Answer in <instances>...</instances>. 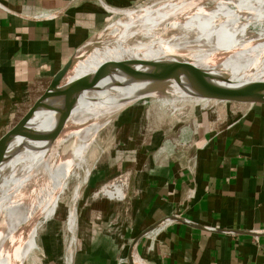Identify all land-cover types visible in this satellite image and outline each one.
Wrapping results in <instances>:
<instances>
[{
  "label": "crops",
  "instance_id": "0c3cea01",
  "mask_svg": "<svg viewBox=\"0 0 264 264\" xmlns=\"http://www.w3.org/2000/svg\"><path fill=\"white\" fill-rule=\"evenodd\" d=\"M142 1L0 0V137L36 85L107 27L110 9ZM122 137L83 187L90 210L68 264H264V108L204 111L177 128L157 111ZM114 183L123 200L100 193Z\"/></svg>",
  "mask_w": 264,
  "mask_h": 264
},
{
  "label": "bare ground",
  "instance_id": "6f19581e",
  "mask_svg": "<svg viewBox=\"0 0 264 264\" xmlns=\"http://www.w3.org/2000/svg\"><path fill=\"white\" fill-rule=\"evenodd\" d=\"M111 10L123 18L113 28L109 26L111 33L96 49L80 52L61 81L65 91L93 79L150 67L179 71L209 83L264 81V0H165L138 11ZM253 26L258 27L257 33H251ZM174 89L175 93L169 92L174 95L169 106L180 111V102L190 100L179 94L176 85ZM141 99L128 90L93 93L72 108L57 131H53L56 117L39 113L32 122L35 133L8 146L0 157V264H20L21 257L25 264L31 252H37L39 223L31 229L30 225L39 216L45 221L54 217L69 181L76 178L79 182L78 172L84 171L72 192L68 216V228L74 234L75 206L91 171L87 155L93 139L116 115ZM199 105L196 101V109L201 110ZM122 186L100 193L123 200ZM6 209L14 234L3 242L1 233L7 231L8 221L1 215H7ZM69 250H74L73 241ZM137 261L145 264L138 256Z\"/></svg>",
  "mask_w": 264,
  "mask_h": 264
},
{
  "label": "rangeland",
  "instance_id": "374dc122",
  "mask_svg": "<svg viewBox=\"0 0 264 264\" xmlns=\"http://www.w3.org/2000/svg\"><path fill=\"white\" fill-rule=\"evenodd\" d=\"M163 1L165 0H147V1L144 0L141 3L137 4L135 7L127 10L138 11L140 10V8L142 9L145 7H149L154 3L163 2ZM210 7H212V5H210ZM110 12L112 13L111 9ZM117 15L113 16L112 21L107 25L105 29L94 34L91 37V39L81 49L77 51L75 59L79 58L78 55L80 54L81 51L83 52V50H86L87 48L88 50L96 49L98 47L97 45H100L103 42V40H106L108 38L109 34L111 33V29L109 26L113 24L111 26V28H113L114 24H116L120 19L123 18L122 15L120 14ZM250 31L251 33H257L258 27L253 26L250 28ZM49 84H50L49 80H46L36 85L37 87H35L33 93H31V98L28 99L26 97V102L21 104L22 106H19L15 112L11 113L10 121L6 125L2 126V132L7 131L10 127L15 125L28 112V110L36 102V99L45 92ZM157 94L158 93L152 95L151 96L152 99L140 100L131 107L126 108L121 113L116 115L115 119L110 124H108L106 127L101 129L99 134L94 138L95 141L93 139L91 145L92 147L87 155V163H89V169L91 171L89 173V177L86 182H89L92 178H94V176L100 173V171L104 169L105 164L107 165L108 162L109 163L113 162L112 160L114 159L115 152L117 153L121 151L117 147H120L121 143H125V142H120V140L123 139L122 136L127 137V135L130 134V131L135 126V122H139L141 116L144 115L156 116V113L158 111L159 116L161 115V117H163V121L166 124L168 125L170 124V126L173 125L175 128H177L178 125L182 123H184L185 126H189L192 120L197 118L199 113L201 112L204 113V111H202L203 109L201 110L196 109L197 108L196 100L193 99L191 100V98H188V100H190L189 102H184V103L180 102L181 103L180 105L183 106V107L180 106L182 111L181 110L173 111L172 107L169 106V104L172 102V99H174V95H170L169 92H161L158 95ZM150 124L151 121H149V125ZM150 126H153V124ZM78 173H80L79 174L80 178L81 180H83L85 175L84 171H80ZM75 179L76 178H71V180L69 181L70 182L69 189L71 190L68 189L66 191V194L63 196L64 198L60 201V205L56 215L46 221L44 220L43 216H39L37 220H35L34 223L30 225L31 226L30 229H31L35 223L36 224L39 223V227L36 235L37 252L35 251L31 252L25 264H68L70 263L69 256L71 251L69 250V246L71 245V241H73L74 251L80 247L81 242L79 241L78 232H80L82 228L81 219L83 218V214L87 213L89 209V208H83L84 202L88 198V194L86 191L87 189L83 188L85 185L84 184L83 187L80 189L79 198L75 206L76 216H77L76 218L77 226L73 234V232H71L68 228L69 227L68 216H69V210L72 207V203H71L72 194H73L72 192L77 186V183L81 181L80 180L79 182H77V180ZM4 217H6L5 220L8 221L7 223L8 227H7V231L2 232L1 234H2L3 242H6L8 238L13 236L14 229L12 230L10 229L11 216L9 215L8 211H7V215L5 214L1 215L2 219ZM36 255H37V259H36ZM21 261H22V257L20 259V264H23V262ZM133 263L136 264L138 263L137 256L133 257Z\"/></svg>",
  "mask_w": 264,
  "mask_h": 264
},
{
  "label": "water",
  "instance_id": "95a60500",
  "mask_svg": "<svg viewBox=\"0 0 264 264\" xmlns=\"http://www.w3.org/2000/svg\"><path fill=\"white\" fill-rule=\"evenodd\" d=\"M76 54L53 77L45 92L36 100L28 112L0 137V157L8 146L18 138L35 133L33 120L39 113H51L56 117L54 132L71 114L80 100L89 98L93 93H112L128 90L137 93L142 99H152L157 92H173L178 87L182 96L199 102L202 111L222 116L239 117L251 111L264 108V81L235 85L233 83H209L179 71L144 68L131 69L111 77L93 79L65 91L61 81L73 64ZM109 81L107 85L103 84ZM144 86L149 88L143 89Z\"/></svg>",
  "mask_w": 264,
  "mask_h": 264
},
{
  "label": "built area",
  "instance_id": "2783aa9c",
  "mask_svg": "<svg viewBox=\"0 0 264 264\" xmlns=\"http://www.w3.org/2000/svg\"><path fill=\"white\" fill-rule=\"evenodd\" d=\"M121 185V183H114V184H112L110 187H108L107 188V190H110V191H112V192H114L115 191V188L117 187V186H120ZM122 185H124L123 183H122ZM116 197H117V195H116ZM114 198V199H118V200H121L120 198ZM124 199V198H123Z\"/></svg>",
  "mask_w": 264,
  "mask_h": 264
}]
</instances>
